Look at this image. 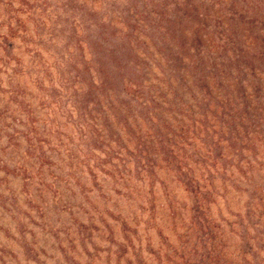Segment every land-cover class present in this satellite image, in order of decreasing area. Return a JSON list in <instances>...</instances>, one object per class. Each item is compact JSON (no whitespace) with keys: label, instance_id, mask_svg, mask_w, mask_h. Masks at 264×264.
I'll list each match as a JSON object with an SVG mask.
<instances>
[{"label":"rangeland","instance_id":"374dc122","mask_svg":"<svg viewBox=\"0 0 264 264\" xmlns=\"http://www.w3.org/2000/svg\"><path fill=\"white\" fill-rule=\"evenodd\" d=\"M264 0H0V264H264Z\"/></svg>","mask_w":264,"mask_h":264},{"label":"trees","instance_id":"16d2710c","mask_svg":"<svg viewBox=\"0 0 264 264\" xmlns=\"http://www.w3.org/2000/svg\"><path fill=\"white\" fill-rule=\"evenodd\" d=\"M260 42H261L262 49H264V35L261 37ZM262 56H264V52L262 53ZM263 68H264V61H263ZM262 72L264 74V71Z\"/></svg>","mask_w":264,"mask_h":264}]
</instances>
